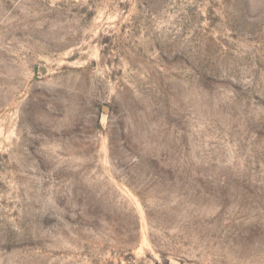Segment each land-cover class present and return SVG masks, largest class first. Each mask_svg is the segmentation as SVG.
Listing matches in <instances>:
<instances>
[{"label":"rangeland","instance_id":"obj_1","mask_svg":"<svg viewBox=\"0 0 264 264\" xmlns=\"http://www.w3.org/2000/svg\"><path fill=\"white\" fill-rule=\"evenodd\" d=\"M0 264H264V0H0Z\"/></svg>","mask_w":264,"mask_h":264},{"label":"water","instance_id":"obj_2","mask_svg":"<svg viewBox=\"0 0 264 264\" xmlns=\"http://www.w3.org/2000/svg\"><path fill=\"white\" fill-rule=\"evenodd\" d=\"M107 112H108V106H104L103 107V114L107 115Z\"/></svg>","mask_w":264,"mask_h":264}]
</instances>
